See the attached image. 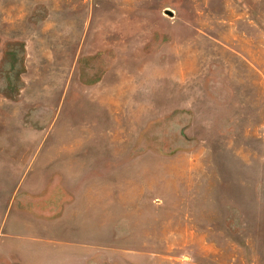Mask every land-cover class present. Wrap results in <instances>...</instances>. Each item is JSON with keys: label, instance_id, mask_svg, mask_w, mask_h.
I'll use <instances>...</instances> for the list:
<instances>
[{"label": "rangeland", "instance_id": "obj_1", "mask_svg": "<svg viewBox=\"0 0 264 264\" xmlns=\"http://www.w3.org/2000/svg\"><path fill=\"white\" fill-rule=\"evenodd\" d=\"M0 264H264V0H0Z\"/></svg>", "mask_w": 264, "mask_h": 264}]
</instances>
